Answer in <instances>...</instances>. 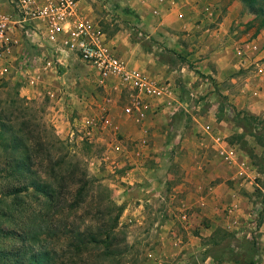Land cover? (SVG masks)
I'll return each instance as SVG.
<instances>
[{"label":"crops","instance_id":"crops-1","mask_svg":"<svg viewBox=\"0 0 264 264\" xmlns=\"http://www.w3.org/2000/svg\"><path fill=\"white\" fill-rule=\"evenodd\" d=\"M79 4L129 71L174 92L155 100L139 122L124 114L135 92L120 76L101 83L99 72L77 56L58 53L54 45L50 50L65 71L62 82L54 83L56 93L65 90L96 119L106 114L108 131L116 129L131 142L133 181L167 173L172 162L181 173L173 200L182 204L189 230L198 224L199 233L176 238L177 247L167 246L164 255L185 262L195 255L201 264H264V215L254 224L264 172L235 141L246 133L233 115L264 118V30L249 37L244 27L250 18L239 0H112L113 16L128 25L113 33L105 32L92 3ZM22 33L14 48L41 43L40 32L31 31L28 43ZM257 153L264 156L262 144Z\"/></svg>","mask_w":264,"mask_h":264},{"label":"rangeland","instance_id":"rangeland-1","mask_svg":"<svg viewBox=\"0 0 264 264\" xmlns=\"http://www.w3.org/2000/svg\"><path fill=\"white\" fill-rule=\"evenodd\" d=\"M88 1L104 18L105 32L113 33L128 26L117 22L113 16L112 0ZM239 2L243 14L250 18L245 31L254 38L259 22H255V15ZM11 12V1L0 0V18ZM22 32L27 43L29 39L34 40L31 31ZM37 39L41 42L37 47L15 46L12 55L0 66V165L5 166V158L16 153L26 158L27 166L43 178L49 172L60 174V178L65 179L62 194L67 204L80 198L83 201L79 208L65 210L62 218L69 225L98 234L99 228L114 225L119 216L113 239L100 245H88L80 264H181L182 260L185 264H201L202 258L195 255L185 262L180 257L170 259L163 253L167 246L177 247L176 238L186 236L189 231L198 234L200 228L197 224L189 230V218H183L186 212L183 213L182 204L178 206L173 200L177 195L175 186L182 180L173 162L167 173L156 172L152 179L142 174L138 181H133L128 156L131 142H124L116 129L108 131L106 114L96 119L89 115L88 109H80L65 90L56 93L54 83L62 82L65 71L56 55L50 52L54 46L40 34ZM39 74L41 78L34 79ZM233 115L236 125L246 133L245 140L235 141L240 149L252 154L253 163L262 166L264 172V156L257 153L259 144L264 146V118L238 112ZM86 182V194L79 197L77 191ZM9 184H12L11 179L0 181V192ZM261 194L264 193L255 195L259 203L254 221L257 227L264 215ZM12 199L5 201L9 203ZM41 209L42 204L32 196L19 199L14 205L0 203V257L20 244L16 236L24 220L21 212L31 214ZM206 224V221L201 222V226ZM252 239H248L251 245H256L258 242ZM53 244L68 253V263L73 264L67 244ZM228 244L225 242L224 246Z\"/></svg>","mask_w":264,"mask_h":264},{"label":"trees","instance_id":"trees-1","mask_svg":"<svg viewBox=\"0 0 264 264\" xmlns=\"http://www.w3.org/2000/svg\"><path fill=\"white\" fill-rule=\"evenodd\" d=\"M240 1L255 15L254 21L259 22L255 35L257 36L264 30V0ZM15 154L5 158V166L0 165V181L9 179L12 181V184L5 186L0 192L2 196L0 203L14 205L17 200L32 196L42 204V209L39 212L35 210L31 214L26 211L21 212L24 220L22 229L16 236L20 244L12 251L1 254L0 264H69L68 253L56 249L54 242L66 243L72 263L80 264L88 245H100L113 239L119 216H116L114 225L101 227V230L99 228L98 234L83 231L79 226L69 225L68 221L62 218L64 212L67 207L69 211L79 208L81 202L83 203L82 199L67 204L62 194V190L65 189L63 185L65 179H61L60 174L54 175V172H49L46 178H43L27 166L26 158ZM87 186V182L80 186L77 191L79 197L86 194ZM9 197L13 199L8 203L5 199Z\"/></svg>","mask_w":264,"mask_h":264},{"label":"built area","instance_id":"built-area-1","mask_svg":"<svg viewBox=\"0 0 264 264\" xmlns=\"http://www.w3.org/2000/svg\"><path fill=\"white\" fill-rule=\"evenodd\" d=\"M11 14L0 18V66L12 55L17 34L24 29L38 31L58 53L76 55L100 74L101 83L111 75L134 90L131 103L124 109L126 116L137 121L147 119L155 100L171 98L168 85L156 83L140 73L129 71L117 52L111 48L100 27L85 18L78 0H10Z\"/></svg>","mask_w":264,"mask_h":264}]
</instances>
